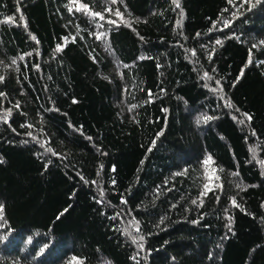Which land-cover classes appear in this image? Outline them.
Returning <instances> with one entry per match:
<instances>
[{
	"label": "trees",
	"instance_id": "1",
	"mask_svg": "<svg viewBox=\"0 0 264 264\" xmlns=\"http://www.w3.org/2000/svg\"><path fill=\"white\" fill-rule=\"evenodd\" d=\"M178 3L0 0V264H264V0Z\"/></svg>",
	"mask_w": 264,
	"mask_h": 264
},
{
	"label": "snow or ice",
	"instance_id": "2",
	"mask_svg": "<svg viewBox=\"0 0 264 264\" xmlns=\"http://www.w3.org/2000/svg\"><path fill=\"white\" fill-rule=\"evenodd\" d=\"M115 2H116V0H113V3H115ZM174 2L177 4V7H179L178 0H174ZM81 7L86 8V6H83V5H82ZM70 10H71V9H70ZM93 15H95V16H100V18L103 19V16H101L100 13H93ZM115 15L119 17L121 14H120L119 11H117V12L115 13ZM21 19H23V17H21ZM9 20H11V18H9ZM109 23H114V22H113V21H109ZM124 23L127 24V21H124ZM100 35H103V33H101ZM100 35L97 36V39L100 38ZM33 39H35V37H33ZM219 43H221V42H220V41H217V44H219ZM56 50H57V51H60V50H61V49H60V46H58ZM13 63H15V61H13ZM205 76H207V73H205ZM3 79H4V78H3L2 76H0V81H2ZM0 95H3V94L0 93ZM228 106L231 107V104H229ZM203 119H204L205 121H207V120L211 119V117H207V116H205V117H203ZM248 119L250 120L251 117H248ZM241 123H243V121H241ZM153 143H155V141H154ZM211 163H212V161H211V157L207 158V159L204 161V165H205V173H204V174H205V178L208 180V182L205 183V184L203 185V189H204V190L201 192V195H206L208 191H211V190H212V187H210V185H211V183H212V178H213V177H214L216 180H219V176H218V175H215V173H216V171H217L216 169L213 168V169H211V172H209V167H208V166H209ZM261 164L264 165V161H261ZM220 171H223V170L220 169ZM233 175H235V173H234ZM215 187L219 188V187H221V185H220V184H216ZM193 203H195V201H193ZM232 203H233V205L235 206L236 202H235L234 199H233ZM2 211H3V206L0 205V214H2ZM137 230H138V229H137ZM134 242H135V241H134Z\"/></svg>",
	"mask_w": 264,
	"mask_h": 264
}]
</instances>
